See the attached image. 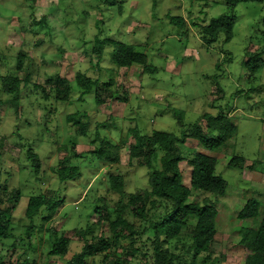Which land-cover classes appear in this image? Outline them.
Segmentation results:
<instances>
[{"label": "rangeland", "instance_id": "obj_1", "mask_svg": "<svg viewBox=\"0 0 264 264\" xmlns=\"http://www.w3.org/2000/svg\"><path fill=\"white\" fill-rule=\"evenodd\" d=\"M231 12L224 0H0V191L2 184L22 190L13 214V237L0 240L3 264H67L84 245L76 229L89 227V235L108 234L107 221L96 223L99 214L95 206L105 203L112 208L119 199L108 183L111 173L125 176L124 196L149 188L151 171L136 160L129 163L127 147L117 164L98 161L90 154L99 144L93 143L98 122L106 121L99 128L101 135L117 142L128 127L138 126L144 134L156 130L181 134L195 123H205V114L217 115L223 110L232 116L238 131L218 151L221 156L240 155L251 162L264 159V65L249 77L245 63L251 54L264 52V3L242 2L236 7L234 37L228 43L223 41L222 33L212 47H207L197 27L191 24L208 23ZM169 16H181L187 25L173 23ZM100 33L101 38L135 45L147 54L158 72L145 73L139 64L117 67L111 59L110 46H106L97 65L92 47ZM22 53L27 61L24 71L18 73ZM26 68L33 83H23L15 94L1 89L3 76L23 78ZM80 72L100 76L104 81L114 77L115 92L127 94L129 102L111 100L98 105L95 90L81 99L75 82ZM56 75L70 81L72 92L66 101L56 99L51 84L46 83ZM44 92L49 97H44ZM174 112L181 115L182 122ZM84 113L91 122L87 136L80 135L73 123L67 122L70 114ZM190 141L193 145L197 140ZM181 148L185 157L198 152L188 144ZM29 149L40 157L39 171L28 156ZM161 154L158 151L154 159L156 168L161 166ZM66 156L70 164L80 166L81 174L62 182L52 169ZM185 164L182 163L184 182L189 175ZM217 173L228 180L229 187L217 201L218 232L209 252L219 255L221 264H245L248 250L240 243V227L258 228L264 218V188L260 186L255 191L242 181L239 169L223 165L219 157ZM39 193H55L63 199V205L55 209L48 222L43 216L49 210L37 215L29 238L30 221L25 210L29 197ZM206 196L217 200L214 194L202 190L194 191L191 199L201 201ZM254 198L261 203L259 216L239 219L243 204ZM131 219L140 224L134 217ZM44 225L53 226L55 231L51 233ZM192 229L193 224L181 234L184 242H191ZM57 236L71 238L67 255L48 254ZM24 251H28L27 257ZM101 259L102 255L88 258V263L103 264ZM130 264L153 261L138 254Z\"/></svg>", "mask_w": 264, "mask_h": 264}, {"label": "trees", "instance_id": "obj_2", "mask_svg": "<svg viewBox=\"0 0 264 264\" xmlns=\"http://www.w3.org/2000/svg\"><path fill=\"white\" fill-rule=\"evenodd\" d=\"M224 1L231 8V14H222L212 18L208 23L196 21L191 23L197 27L203 44L209 48L219 40L222 33H224L225 43L233 39L237 22L234 11L240 3H264V0ZM169 18L173 23L187 25L186 19L181 16H169ZM101 37L100 33L93 40L92 52L97 65L102 60L106 46H110V56L117 67H131L139 64L143 66L145 73L158 72V68L149 63L147 54L139 51L135 45L111 37ZM263 54L264 52L251 54V57L249 56V59L245 61L250 72L249 77L254 76L253 74L264 65ZM26 58L24 53L19 55L18 73L24 71ZM219 66L220 63H217L216 67L219 68ZM26 72L23 78L20 75L11 74L3 76L1 89L6 93L15 94L21 90L23 83L26 82L25 85L33 83L27 68ZM113 78L104 81L100 76L92 77L83 72L77 73L75 82L81 90L80 98L95 90V100L98 105L111 100L129 102L130 97L127 94L115 92ZM46 83L51 84L56 99L65 101L69 99L72 87L67 78L56 75L47 79ZM34 87L39 88L35 83ZM43 95L49 97L46 92ZM174 115L182 122L181 115L179 116L177 112H174ZM204 120L205 123H195L181 134L161 130L144 134L138 126L128 127L117 142L101 135L99 128L104 127L106 121L97 123L93 143L99 144L89 151L90 154H93L98 161L117 164L120 162L122 151L127 147L129 163L136 160L139 166H146L151 171L148 178L149 188L132 193L128 197L124 196L125 176L118 172L111 173L108 183L110 189L119 194V199L112 208H108L105 203L95 206L99 214L96 223L107 221L109 233L95 236V234L89 235V227L76 229L75 232L81 235L84 245L81 251L67 261V264H89L88 258L98 255H102L103 264H130V259L138 254H142L144 258L151 257L153 264H221V257L210 253L209 247L218 232L217 201L218 198L226 195L229 182L217 173V159L214 156L202 152H195V154L190 152L192 156L185 157L181 146L186 145L189 139H195L205 149L218 151L235 136L238 125L234 123L232 116L223 110L217 115L205 114ZM67 122L73 123L80 135L89 134L91 122L86 113L70 114ZM131 138L133 139L129 142ZM158 151H162L159 158L160 168L154 167V159ZM28 154L36 171H39V155L33 149H29ZM74 155L85 156L82 153H74ZM70 160V157L66 156L52 169L62 182L73 180L81 174L80 166L70 164ZM183 162H186L192 170L190 185L184 182L181 169ZM260 164L264 165V161L255 160L248 167L253 170ZM227 166L242 170L247 166V161L244 156L234 155ZM198 190L214 194L217 200H212L208 196L201 201L191 199L193 192ZM21 195L22 190L19 187L10 188L7 184H2L0 240L13 237V214L19 205ZM57 197L55 193L53 196L39 193L29 197L25 210V216L30 221L27 230L29 238L34 227L33 220L37 215L44 209L49 210L50 213L43 216L44 221L48 222L54 217L55 209L63 205V199L60 200ZM260 208L261 203L258 199H249L240 210L238 217L241 220L258 217ZM131 216L140 224L137 225L136 221H132ZM192 224V239L190 243H186L180 236ZM44 226L51 233L55 231L53 226ZM240 234V243L248 250L245 264H264V218L258 228L242 225ZM51 243L48 254L64 256L69 252L71 238L57 236ZM27 252L23 253L25 257L28 256ZM2 262L0 260V264H3Z\"/></svg>", "mask_w": 264, "mask_h": 264}, {"label": "crops", "instance_id": "obj_3", "mask_svg": "<svg viewBox=\"0 0 264 264\" xmlns=\"http://www.w3.org/2000/svg\"><path fill=\"white\" fill-rule=\"evenodd\" d=\"M188 141H189V143H188ZM188 141H187L186 144H188L189 146H191L194 149L198 150V152H202V153L214 156L217 159V163H218V157L220 159H222L223 165H227L229 160H230V158H231V157H229L227 155L222 157L221 153L218 152L219 150L218 151H210V150L205 149L203 146H201L198 143V141H196V143H194L193 145L190 144V142H192V141H190V139ZM262 152L264 153V149H263ZM246 161H247V166L244 169L240 170L242 181L244 183L247 182L251 186V188L255 189V191L258 190L257 187L259 188L260 186H262L264 188V165L260 164L255 169L252 170L248 166L251 165L253 162H251L249 160H246ZM261 161H264V159L261 160ZM183 166H185L184 168H187V171L189 173L187 180H185V183L187 185H190V176H191V171H192L191 167L187 163L185 165H183ZM182 168L183 167H182V164H181V169ZM245 203L243 204V206L245 205Z\"/></svg>", "mask_w": 264, "mask_h": 264}]
</instances>
